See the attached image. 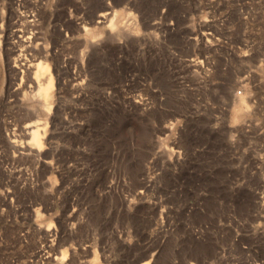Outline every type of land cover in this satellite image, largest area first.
I'll return each instance as SVG.
<instances>
[{
    "label": "rangeland",
    "instance_id": "374dc122",
    "mask_svg": "<svg viewBox=\"0 0 264 264\" xmlns=\"http://www.w3.org/2000/svg\"><path fill=\"white\" fill-rule=\"evenodd\" d=\"M144 261L264 264V0H0V264Z\"/></svg>",
    "mask_w": 264,
    "mask_h": 264
},
{
    "label": "bare ground",
    "instance_id": "6f19581e",
    "mask_svg": "<svg viewBox=\"0 0 264 264\" xmlns=\"http://www.w3.org/2000/svg\"><path fill=\"white\" fill-rule=\"evenodd\" d=\"M108 12L109 11L102 12L101 14H99V16H101L103 18L107 17ZM29 64L32 67H34V66L36 67V70L34 72H35V77H36V79L38 81V85H39V88H38L36 93L38 95H40L42 98L43 108L45 110H50L52 108V105H53L52 97H53V92H54V77L52 75V72L50 71V65L48 62L43 61V60L38 61L35 64L31 63V62ZM26 128L31 131L32 143H35V144L40 146L42 144V139L40 136L41 134H40L39 129L41 127H40L39 121L36 120L34 122L28 123L26 125ZM12 142L16 147L24 148L25 150H29V151L33 149V147L31 146L32 144L26 145L27 147H23V145H21L16 139H13ZM63 255L66 256V251L63 253ZM142 264H148V261H144Z\"/></svg>",
    "mask_w": 264,
    "mask_h": 264
}]
</instances>
